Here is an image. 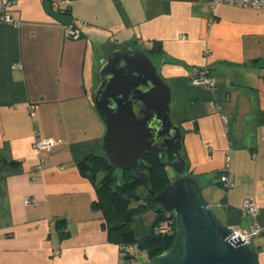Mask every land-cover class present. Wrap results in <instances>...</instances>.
<instances>
[{
	"label": "crops",
	"instance_id": "obj_1",
	"mask_svg": "<svg viewBox=\"0 0 264 264\" xmlns=\"http://www.w3.org/2000/svg\"><path fill=\"white\" fill-rule=\"evenodd\" d=\"M47 3L17 0L20 25H0V264H124L93 207L97 187L79 168L103 154L93 92L101 60L117 48L148 53L170 85L187 172L223 224L264 228V9L220 4L210 22L207 0H71L81 30L73 39ZM204 69L212 89L194 83ZM37 133L57 141L41 169ZM225 169L230 188L218 184ZM245 201L256 203L255 218ZM149 208L134 220L137 238L152 230ZM252 243L264 264V233Z\"/></svg>",
	"mask_w": 264,
	"mask_h": 264
},
{
	"label": "water",
	"instance_id": "obj_2",
	"mask_svg": "<svg viewBox=\"0 0 264 264\" xmlns=\"http://www.w3.org/2000/svg\"><path fill=\"white\" fill-rule=\"evenodd\" d=\"M48 12L64 25L71 16ZM93 101L106 132L102 151L118 171H128L165 211L176 216L177 233L172 247L145 264H261L255 245L234 238L209 206L197 178L188 174L182 156L183 130L173 119L170 85L159 74L153 59L140 49L117 48L100 62ZM149 154H170L179 176L157 193L149 171L142 170Z\"/></svg>",
	"mask_w": 264,
	"mask_h": 264
},
{
	"label": "trees",
	"instance_id": "obj_3",
	"mask_svg": "<svg viewBox=\"0 0 264 264\" xmlns=\"http://www.w3.org/2000/svg\"><path fill=\"white\" fill-rule=\"evenodd\" d=\"M51 1L48 0L47 5L50 6ZM63 14L70 16L69 10H65ZM182 156L186 159L183 153ZM172 159L173 156L170 154H149L141 162V169L149 171L151 188L157 193L166 189L179 178L178 175L171 177L168 173ZM79 168L97 187L98 199L94 202L93 207L103 214V227L108 231L110 239L118 243L119 246L137 245L135 252H144L147 260L166 253L172 247L177 229L175 228L173 234L156 232L155 228L166 218L167 213L146 191H142L143 193L140 194L139 187L141 186L132 182L128 171H123L124 179L119 180L114 174L116 169L104 154L88 156L79 163ZM223 174H220L219 179ZM218 184L224 186L219 180ZM150 206L155 215L152 230L149 234L137 238L133 229L134 220L143 207ZM135 252L127 253L124 256V264H130L136 259Z\"/></svg>",
	"mask_w": 264,
	"mask_h": 264
},
{
	"label": "built area",
	"instance_id": "obj_4",
	"mask_svg": "<svg viewBox=\"0 0 264 264\" xmlns=\"http://www.w3.org/2000/svg\"><path fill=\"white\" fill-rule=\"evenodd\" d=\"M209 2V9L211 12L210 22L215 21V15L217 7L220 4H229L235 6H242L254 9H264V0H207ZM17 0H0V25L7 24L11 26L18 27L20 22L15 20L12 15V10L16 5ZM71 0H52L50 3V8L53 11L63 13L67 8H69ZM65 6H68L65 8ZM66 34L73 38L79 39L81 37V30L77 28L73 23L66 26ZM184 38V36H182ZM20 67L19 63L13 65L14 69ZM194 83L198 85H205L208 89H212L215 86V81L209 76V70H198L197 76L194 78ZM57 145L56 139L53 137H43L40 134H35V139L33 142V149L35 152V158L38 161V168L41 169L44 164L43 154L51 152ZM208 149L211 150V144L208 145ZM228 169H225L224 174L220 177L219 181L223 183L226 188H230L232 183L229 180L227 174ZM26 205L36 204V201L32 198H25ZM243 210L245 215L251 214L254 218L258 214V207L254 201H245ZM166 218L157 225L155 228L156 232L160 234H173L175 228L177 229L176 216L174 213L166 212ZM234 238L240 236L244 243H251L253 239L260 233H264V228L259 225L255 220L251 229L244 230L242 228H233ZM121 250V262L127 253L135 252L137 250V245L120 246Z\"/></svg>",
	"mask_w": 264,
	"mask_h": 264
},
{
	"label": "rangeland",
	"instance_id": "obj_5",
	"mask_svg": "<svg viewBox=\"0 0 264 264\" xmlns=\"http://www.w3.org/2000/svg\"><path fill=\"white\" fill-rule=\"evenodd\" d=\"M168 173H169V175L171 176V177H174V176H176V173H175V171L173 170V168L171 167V165H169V167H168ZM115 176L119 179V180H122V179H124V172L123 171H118V170H116L115 171ZM139 189H141L143 192H145V189L143 188V187H139ZM202 192H203V194H204V196H205V199L207 200V201H209L208 200V197H207V195H206V192L205 191H203L202 190ZM142 203V202H141ZM210 203V202H209ZM211 207V209L214 211V213L217 215V217H219V210L217 209V207L216 206H210ZM143 209L144 210H146L145 212H146V216H147V214H150V212H152L151 211V209L149 208V207H143ZM136 253V255L138 256V259H139V264H145L148 260H147V258H146V256H145V253L144 252H141V251H137V252H135Z\"/></svg>",
	"mask_w": 264,
	"mask_h": 264
}]
</instances>
